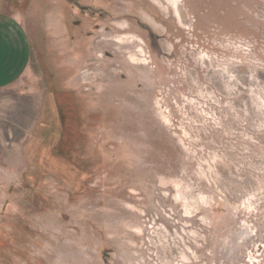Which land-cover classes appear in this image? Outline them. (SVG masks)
I'll use <instances>...</instances> for the list:
<instances>
[{
	"label": "rangeland",
	"instance_id": "rangeland-1",
	"mask_svg": "<svg viewBox=\"0 0 264 264\" xmlns=\"http://www.w3.org/2000/svg\"><path fill=\"white\" fill-rule=\"evenodd\" d=\"M0 264H264V0H7Z\"/></svg>",
	"mask_w": 264,
	"mask_h": 264
},
{
	"label": "crops",
	"instance_id": "crops-1",
	"mask_svg": "<svg viewBox=\"0 0 264 264\" xmlns=\"http://www.w3.org/2000/svg\"><path fill=\"white\" fill-rule=\"evenodd\" d=\"M0 0V92L15 87L32 64L33 43L23 20Z\"/></svg>",
	"mask_w": 264,
	"mask_h": 264
}]
</instances>
